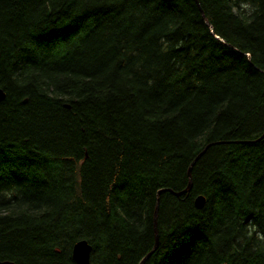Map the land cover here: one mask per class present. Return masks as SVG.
Returning <instances> with one entry per match:
<instances>
[{
  "label": "trees",
  "instance_id": "trees-1",
  "mask_svg": "<svg viewBox=\"0 0 264 264\" xmlns=\"http://www.w3.org/2000/svg\"><path fill=\"white\" fill-rule=\"evenodd\" d=\"M0 88V260L264 264V0H0Z\"/></svg>",
  "mask_w": 264,
  "mask_h": 264
},
{
  "label": "water",
  "instance_id": "water-1",
  "mask_svg": "<svg viewBox=\"0 0 264 264\" xmlns=\"http://www.w3.org/2000/svg\"><path fill=\"white\" fill-rule=\"evenodd\" d=\"M5 96L3 90L0 88V100L3 99ZM204 151V150H203ZM201 151L196 158L199 157V155L203 152ZM195 158V160H196ZM193 160V162L195 161ZM193 162L190 164H193ZM189 167V170H190ZM191 184L190 182L188 183V186L186 189H184L182 192L189 190ZM195 206L196 207H201L204 203V197L202 195H198L195 197L194 200ZM155 216H156V211H155ZM155 234H156V227H155ZM157 246V235H155V243L153 245V247L151 248V250L143 257V259L140 261L139 264H143L145 259L147 258V256L156 248ZM90 251H91V246L90 244L85 240V239H81L76 241L71 249V253H72V258L75 261L76 264H90L89 263V255H90ZM0 264H15L13 261L10 260H0ZM224 264V263H221Z\"/></svg>",
  "mask_w": 264,
  "mask_h": 264
}]
</instances>
